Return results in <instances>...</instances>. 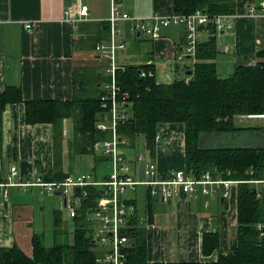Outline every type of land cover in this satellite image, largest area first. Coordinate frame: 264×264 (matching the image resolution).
I'll return each instance as SVG.
<instances>
[{"label":"crops","instance_id":"1","mask_svg":"<svg viewBox=\"0 0 264 264\" xmlns=\"http://www.w3.org/2000/svg\"><path fill=\"white\" fill-rule=\"evenodd\" d=\"M79 2L89 6V16L75 21L73 9ZM252 4L261 7L264 0H237L235 33L218 36L219 54L216 60L221 76L231 75L238 65L264 61V54L260 55L264 52V15L250 16L247 8ZM114 6L142 17L153 13L165 16L174 13L173 0H0V88L4 89L7 84L20 86L24 100H72L75 78L80 82L85 80L87 84L94 81V77L87 74L81 77L77 69L93 56L103 59L95 52V46L110 40L109 37L99 41L104 34L100 27L108 20ZM68 10L72 15L67 13ZM28 23L32 24L30 29L26 27ZM129 30L130 25L126 24L127 48L117 51L118 66L154 64L157 80L164 83L192 74H189L194 65L192 57H186L182 62L176 59L179 50L186 44V39L182 38L183 28L172 26L164 30L159 39L135 36ZM131 42L136 49L135 55L128 52ZM179 44H182L180 48L177 47ZM180 63L184 70L181 77L178 75ZM100 76L97 86L102 90V84L108 81L109 76ZM81 93L82 87L78 89V95ZM238 121L245 122V126L238 125ZM235 124L253 128L245 130V142L263 145L264 113L237 115ZM54 128L51 123L27 124L24 104H9L3 115V175L8 174L12 165L18 168L14 178L17 182L33 181L37 177L51 181L64 174L86 173L77 164L74 147L71 143L69 146L73 120L63 121L66 130L59 161L55 157ZM161 129L163 139L153 158L164 179L176 169L185 168V124L167 123ZM141 142L145 144L142 138ZM101 156L103 162L109 161L107 156ZM103 162L93 173L94 161L92 172L88 173L100 180L105 179L110 170L100 171ZM10 187L7 199H0V247L17 245L31 256L34 234L43 235L37 229L40 225H36L37 209L43 208L37 197L41 195V188ZM141 188L142 192L140 186L135 192L128 191L126 197L133 198L136 206L132 217L135 223H131L134 230H145L148 262H214L218 257L217 251L208 256L202 251L203 235L210 231L218 230L222 250L237 246L238 188H232V197L225 199L224 203L221 198L187 193L164 202L153 196L148 187ZM159 201L167 204L169 209L164 210L161 206L160 211H154L153 204ZM58 210L62 211H55ZM65 212L66 219L71 218L67 210Z\"/></svg>","mask_w":264,"mask_h":264},{"label":"trees","instance_id":"2","mask_svg":"<svg viewBox=\"0 0 264 264\" xmlns=\"http://www.w3.org/2000/svg\"><path fill=\"white\" fill-rule=\"evenodd\" d=\"M202 10L209 14H234L237 0H173V12L191 14ZM103 36L111 34L110 22H102ZM180 27L181 26H174ZM199 42L196 50L190 80L175 78L172 82H159L156 77L141 76L142 70H153L154 64H128L117 67L115 80L122 94L128 93L127 115L120 119L118 131L127 137L131 150L135 149L139 137L143 136L147 150L154 157L158 143L155 132L161 123L185 124V170L199 176L204 171H231L232 178L249 180L264 173V144L245 142V130L236 126L237 115L264 113V61L254 65H238L229 76H221L217 66L218 36L216 26L211 22L199 28ZM203 34V35H202ZM182 38L186 39L183 30ZM182 44L177 47L180 48ZM96 47V46H95ZM264 52H260L263 55ZM101 74H94V90L91 82L75 78V95L72 100H24L22 88L7 84L0 88V159L3 152V115L9 104L23 103L27 124L51 123L57 148L56 159L63 154L62 141L66 128L65 119L73 120L72 134L75 154L94 155L95 166L104 161L95 143L108 138L109 133L97 128L101 119ZM108 76V75H107ZM111 80L109 76L108 81ZM90 81V80H89ZM105 80L104 82H106ZM103 82V84H104ZM102 84V87H103ZM83 94L78 95V89ZM120 97H123V95ZM235 134V135H233ZM212 137L215 138L212 140ZM98 152V153H97ZM108 158V157H107ZM109 159V158H108ZM59 161V160H58ZM254 170V174L251 171ZM67 174L57 180L64 179ZM90 198L86 202L94 206L95 190L88 186ZM90 200V203H89ZM238 216L236 226L237 246L229 250L220 248L218 230L206 232L202 238L203 254L208 256L217 251L214 262H148L145 230L135 228V241L130 249V260L138 264H263L264 243L260 239L256 224L264 221V195L257 198L255 187L243 182L238 187ZM55 238L61 234L64 224L62 211H55ZM73 241L46 246L43 235L34 234L33 253L27 255L20 247H0V264H100L94 248L88 222V208L84 207L74 217ZM135 223L132 218L131 223Z\"/></svg>","mask_w":264,"mask_h":264},{"label":"built area","instance_id":"3","mask_svg":"<svg viewBox=\"0 0 264 264\" xmlns=\"http://www.w3.org/2000/svg\"><path fill=\"white\" fill-rule=\"evenodd\" d=\"M75 21L86 19L89 16V6L78 3L73 9ZM250 16L264 15V4L258 7L254 4L247 8ZM72 15L71 10L67 12ZM236 13V12H235ZM209 14L197 10L191 14L173 13L165 16L153 13L142 17L121 11L117 6L112 8L108 21L111 24V34L108 43L100 42L95 47V52L103 59L109 61L105 68V75L111 77L110 81L103 84L101 94L102 117L97 123V128L108 132V138L95 143L100 155L107 156L111 163V170L105 179H98L91 173H71L64 179L48 181L44 177H37L33 181L17 182L14 180L18 168L10 167L7 175H3V165L0 160V199H7L8 188L18 186L21 188L40 187L41 194H57L61 192L63 206L69 216L74 218L84 208H88V220L92 222V236L99 253L97 261L100 264H138L130 260V249L134 244V226L131 224L133 213L136 210L133 198H127L128 191L135 192L139 186H146L151 194L164 202L178 198L182 193L195 196L203 195L210 198L229 199L232 188H238L243 182H249L255 187L257 198L264 195V173L261 177L241 180L230 177L231 171H204L199 176L189 174L185 168L172 172L168 178H161L158 163L149 151L139 152L131 156L129 140L120 135L118 124L120 119L127 115L126 100L128 93H123L115 80L118 66L116 62L117 51L127 48L125 40V25H130V33L144 38L159 39L164 30L172 26H181L186 32V44L176 58L192 57L196 61V50L199 42V28L209 23L216 26L217 36L234 34V18L236 14ZM31 28L32 24H26ZM141 76L156 77L153 70H142ZM186 82L190 76L185 77ZM123 97H120V95ZM245 116V115H243ZM163 139L162 129L155 132V140L159 144ZM135 164L133 165V163ZM254 174V170L251 171ZM88 186L95 190L94 206L88 205L90 198ZM90 203V200H89ZM260 239L264 243V221L256 224ZM264 264V263H263Z\"/></svg>","mask_w":264,"mask_h":264},{"label":"rangeland","instance_id":"4","mask_svg":"<svg viewBox=\"0 0 264 264\" xmlns=\"http://www.w3.org/2000/svg\"><path fill=\"white\" fill-rule=\"evenodd\" d=\"M132 43L133 42H131L129 44L128 52L130 55H135L136 49H135V46L132 45ZM139 58L142 59L140 56H139ZM176 59H177V62H182L183 60H185V58H183L181 60L178 58H176ZM104 60L106 61V66H107L109 64L107 59H98V58L93 56L90 60H88L86 62V64L82 68L77 69L79 71V75L82 77L84 74H87V75H90L93 77V75L95 73L101 72L102 76L104 77L105 76L104 71L106 68V66L104 68V64H105ZM189 63L191 64V61H189ZM179 67H180V70H179L178 75H179V77H181L184 75L182 63H180ZM90 89L94 90V81H92V83L90 85ZM237 124L241 125V126H243V125L245 126V122L240 123L238 121ZM71 134H72V132H71ZM233 135H235V134H233ZM141 138L144 139L143 136L139 137V139L137 141V145H136L137 149H133V150L128 151L129 154L131 153V156H134V155L136 156L139 152H144V153L147 152V147L144 144V142H141ZM213 139H215V138L212 137V140ZM64 140H65V138L63 137L62 142H64ZM67 141H68V139H67ZM69 141H72V142H69ZM69 141H68L69 146L71 143L72 146L74 147L75 142H74L73 134L70 136ZM139 142H141V143H139ZM263 144H264V140H263ZM56 151H57V148L55 146V152ZM99 155H100V153H99ZM76 158H77V164L79 165V168L83 170V172L88 173L92 170V166H93V162H94V160H93L94 155H92V154L80 155L79 153H77ZM58 160H60V159H58ZM111 167L112 166L110 165V162L107 160L106 162H103L102 166L99 169H100V171L106 172V171L111 170ZM9 188L12 189L11 187H9ZM9 188H8V190H9ZM28 188H30V187H28ZM142 191H143V188H141V186H140V192H142ZM28 194H31V193H28ZM37 197H38L39 201L42 203V207H43L42 209L41 208L37 209V212H36V225H40V226H37V229H38V232L43 234V236H42L43 237V243L46 246H52L56 242L57 243L72 242L73 241V232H74V229L76 227V225H75L76 220L74 221L71 218L66 219V217H67L66 212H65L66 209L63 206V203H62L63 199L61 198V196H59V195L50 196L46 193L43 195L42 194L38 195ZM232 199H230V200H232ZM153 206H154V211H157V212L161 210V206H163L164 210L169 209L167 204H163L160 201L154 203ZM56 209H60L63 211L65 221H64V224L61 226V230H62L61 234L57 235L55 238L54 233L56 232V224H54V219L56 217V213H55ZM143 210L146 213L145 206H144ZM83 225H87L88 229L92 231V222L91 221H89V224H88V222L85 221ZM172 236H173V234H172ZM172 239L174 240L173 237H172ZM169 241L171 244V237L169 238ZM94 248L96 250V253L98 254L99 253L98 246L95 245Z\"/></svg>","mask_w":264,"mask_h":264},{"label":"water","instance_id":"5","mask_svg":"<svg viewBox=\"0 0 264 264\" xmlns=\"http://www.w3.org/2000/svg\"><path fill=\"white\" fill-rule=\"evenodd\" d=\"M192 73V71L189 72V74ZM165 125V123H161L160 127H163ZM61 192H57L58 195H60ZM221 202L224 203V199L221 198ZM94 242V241H93Z\"/></svg>","mask_w":264,"mask_h":264}]
</instances>
